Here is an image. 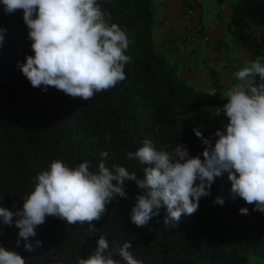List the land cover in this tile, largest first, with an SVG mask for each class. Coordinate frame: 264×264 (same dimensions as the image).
<instances>
[{
    "label": "trees",
    "instance_id": "trees-1",
    "mask_svg": "<svg viewBox=\"0 0 264 264\" xmlns=\"http://www.w3.org/2000/svg\"><path fill=\"white\" fill-rule=\"evenodd\" d=\"M111 23L118 24L131 41L126 55V79L115 87L94 94L86 101L73 99L49 87L34 88L18 67L27 55H34L23 11L6 13L0 4V27L6 30L0 48V206L22 209L23 197L35 187V178L50 163L63 161L70 168L89 162L97 171L100 162L112 168L126 167L142 176L143 165L127 159L149 139L157 150L172 151L184 144L193 156L205 145L195 135L214 137L227 118L215 116L222 107V94L231 86H221L218 72L210 68L212 86L203 88L179 76L172 63L153 40L152 0H97ZM227 29L236 44L248 50L250 60H264V0H234ZM259 82V77H256ZM215 89L216 95L208 93ZM111 137V141L106 137ZM171 146V147H169ZM107 152L106 158L101 152ZM226 180L229 191L221 193L224 205L202 197L198 211L184 216L177 226L163 223L165 211L144 227L131 222L130 213L140 190L126 181L127 198L117 196L107 205V213L88 224L68 225L48 216L30 237L34 250L25 251L26 241H16L19 229L0 222V246L17 251L26 264H78L87 259L101 235L109 241V252L117 260L119 248L131 242L134 258L143 264H256L264 259V213L254 211L239 197H230L227 174L217 178L211 191ZM115 183V181L113 182ZM15 204V208L13 207ZM248 207L250 215H242ZM36 240L42 246H36ZM256 258V261L253 260Z\"/></svg>",
    "mask_w": 264,
    "mask_h": 264
},
{
    "label": "clouds",
    "instance_id": "clouds-1",
    "mask_svg": "<svg viewBox=\"0 0 264 264\" xmlns=\"http://www.w3.org/2000/svg\"><path fill=\"white\" fill-rule=\"evenodd\" d=\"M0 4L9 14L23 11L34 55H27L18 67L32 87L45 92L54 87L73 99L88 101L126 79L125 66L131 58L125 53L131 41L118 24L110 22L97 0H0ZM5 33L0 27V48ZM234 77L236 82L222 94L227 102L214 107L216 117L223 114L227 118L213 134L216 139L193 129L206 146L202 156L191 155L181 143L172 151L157 150L145 139L142 147L127 153L129 161L143 165L142 176L120 165L109 168L104 162L95 172L87 161L74 168L60 160L51 162L35 178L34 190L23 197L22 209L0 206V222L19 229L17 247L23 239L25 251H33L29 238L37 235V227L48 216L68 225L87 223L93 233L98 231L94 222L107 213V205L117 196L127 198L126 181H134L142 190L130 213L137 227L159 217L162 209L163 223L177 226L182 217L198 211L201 198L210 196L213 183L225 174L231 199L239 197L254 211L264 213V60L257 56L246 61ZM216 94L215 89L208 93ZM106 140L110 142L111 137ZM100 155L106 158L108 153ZM213 203L222 206L225 198L217 196ZM239 212L250 215L248 207ZM35 243L42 246L43 242ZM130 248V241L120 246L122 259L117 260L101 235L88 258H80L78 264H143ZM0 264H26V260L17 251L0 246Z\"/></svg>",
    "mask_w": 264,
    "mask_h": 264
},
{
    "label": "crops",
    "instance_id": "crops-1",
    "mask_svg": "<svg viewBox=\"0 0 264 264\" xmlns=\"http://www.w3.org/2000/svg\"><path fill=\"white\" fill-rule=\"evenodd\" d=\"M185 1L152 0L154 42L179 76L203 88H210V68H214L220 85L230 86L236 82L234 73L250 61L247 48L237 45L227 29L234 0H196L197 21L200 29L209 33L210 40L197 36L193 42L185 38L188 30L182 9ZM256 264H264V259Z\"/></svg>",
    "mask_w": 264,
    "mask_h": 264
},
{
    "label": "built area",
    "instance_id": "built-area-1",
    "mask_svg": "<svg viewBox=\"0 0 264 264\" xmlns=\"http://www.w3.org/2000/svg\"><path fill=\"white\" fill-rule=\"evenodd\" d=\"M184 16L187 20V33L185 38L193 42L197 36H200L203 40L209 41L210 35L206 31L200 29L198 18V11L196 9V0H187L182 6ZM205 55V53L203 54Z\"/></svg>",
    "mask_w": 264,
    "mask_h": 264
},
{
    "label": "rangeland",
    "instance_id": "rangeland-1",
    "mask_svg": "<svg viewBox=\"0 0 264 264\" xmlns=\"http://www.w3.org/2000/svg\"><path fill=\"white\" fill-rule=\"evenodd\" d=\"M223 189V191H222ZM229 191L228 184L226 183V180H223L220 182V184L211 191V195L208 196V201L213 202L217 196H221V193Z\"/></svg>",
    "mask_w": 264,
    "mask_h": 264
}]
</instances>
